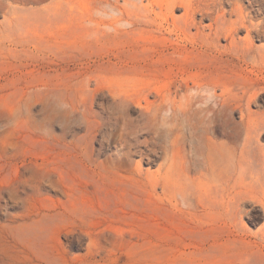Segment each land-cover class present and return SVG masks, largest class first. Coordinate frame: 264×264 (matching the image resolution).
Here are the masks:
<instances>
[{"label":"rangeland","instance_id":"1","mask_svg":"<svg viewBox=\"0 0 264 264\" xmlns=\"http://www.w3.org/2000/svg\"><path fill=\"white\" fill-rule=\"evenodd\" d=\"M219 2L250 47L181 5L216 50L170 4L0 0V264H264V0Z\"/></svg>","mask_w":264,"mask_h":264},{"label":"bare ground","instance_id":"2","mask_svg":"<svg viewBox=\"0 0 264 264\" xmlns=\"http://www.w3.org/2000/svg\"><path fill=\"white\" fill-rule=\"evenodd\" d=\"M148 1H149L150 5H152L153 7L157 6L160 9H163L167 4L172 5V7H171L172 15L168 16L167 19H166V22H168L170 26H174V27L179 29V27L176 25L175 22H174L175 24H171L170 23V20H171L170 18L174 19L173 12H174L175 8L178 7V5H181L185 9V12H184V15H183L184 18H185L184 19V23L185 24L182 25V28L183 27L187 28L189 32L191 31L190 25L191 26L195 25L197 28H199V31H204L205 29H209L210 32L207 35L214 34L215 35V39L219 40L220 36H225V40L228 43L225 44L224 46L227 48V47L238 46L239 42H241L240 37H239V33L242 30H246V32H247L246 45L248 47H250L252 45V42H251L252 30H251L250 26L248 25L247 17L242 12H240V11L237 12L236 10H234L232 8L228 12L230 14H234L235 13L237 15L236 20L234 22L230 23V24H224V23L222 24L221 20H222L223 15H225V12H224V6H222L223 4H222V2H219V0H148ZM195 1H197V4L194 3ZM135 6L138 7V4L136 3ZM198 16H200L199 19H198ZM146 17H149V15H146ZM206 19H210L211 23L203 24L204 20H206ZM139 21L141 23H151L152 22V20H150L149 18L142 19V20H139ZM198 23H201L202 25L198 26ZM133 24L135 25V23H133ZM201 27L203 28V30L200 29ZM179 30L182 31L183 34H184V38L179 40V42L185 43L186 46H194L196 49L206 48V51L207 50H216L217 49L215 46H213V43H216V42H214V41L210 42L209 41L210 38L207 35L203 38V41H198V40L189 39L187 31H184L183 29H179ZM171 35H174L173 31L171 32ZM257 36L260 37V38L264 37V22H263V20L259 21V30H258ZM216 46L219 47L220 46L219 43H216ZM195 86H196L197 90L200 93L202 92L203 89H205V88H203V85H201V84H196ZM206 91L208 92V95H206V96H207V99H209V100H207V105L206 106L204 105L205 108L201 105V108L203 107L201 110H204V112H202L204 114H205V111H207L208 113L217 112V109H216L217 106L215 107V105H213V102L210 101V100L214 99L215 100L214 101L215 104L219 105V103H221V102H223V101H225L227 99L226 98L227 93H233V91L230 90V89L229 90L226 89L222 94H218L216 92V90L215 89L213 90L212 88H207ZM201 96L203 97V95H201ZM194 97H195V95H194ZM220 109H222V108H220ZM226 114H227V112H226ZM210 115L208 114L209 118L211 119ZM214 115L215 114L213 113V116ZM228 116H229V114H228ZM203 117H205V116H203ZM203 117H202V122L204 124V127L208 131L209 128H208L207 125H208L209 122L206 123L207 117L206 118H203ZM217 120L219 121V118ZM231 127H233V126H231ZM237 127H238V125H237ZM232 131H233V129H232ZM210 139H212V138H210ZM222 147H223V145H222ZM227 149H228V151H226L225 149H223V150H225L227 153H229L228 157H226V158H222L221 157L223 159V162H221L219 160V161L216 162V165H217V168L219 169L220 174L223 175L225 178H227L228 185L230 186L231 183H232L233 177H236L237 175H241L242 177H244L245 174H246V170H249L250 167H249V169H247L248 166H244V164H242L243 162L238 163V166H237L235 164V162H233V158H232V154H231V151H230V147H228ZM224 155H223V157H224ZM247 164H250V163H247ZM249 173H250V175L252 176V178L256 182H258L260 180L261 176L263 175L261 172L257 173V170H255V171L254 170H252V171L249 170ZM239 183H241L240 180L235 181L233 183V187L235 185L239 184ZM229 196L230 195H228L227 197L229 198ZM224 200H229V199H227L226 196H225Z\"/></svg>","mask_w":264,"mask_h":264}]
</instances>
